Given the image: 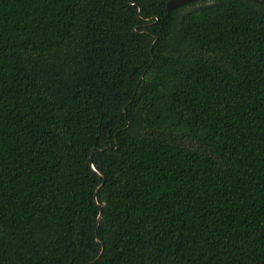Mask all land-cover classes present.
<instances>
[{
	"label": "trees",
	"instance_id": "obj_1",
	"mask_svg": "<svg viewBox=\"0 0 264 264\" xmlns=\"http://www.w3.org/2000/svg\"><path fill=\"white\" fill-rule=\"evenodd\" d=\"M167 2L0 0V264H264V0Z\"/></svg>",
	"mask_w": 264,
	"mask_h": 264
},
{
	"label": "water",
	"instance_id": "obj_2",
	"mask_svg": "<svg viewBox=\"0 0 264 264\" xmlns=\"http://www.w3.org/2000/svg\"><path fill=\"white\" fill-rule=\"evenodd\" d=\"M200 0H168L167 2V10L170 12L178 7H182L184 5L193 3V2H198ZM91 160H92V156H91ZM102 215V208L99 214V218Z\"/></svg>",
	"mask_w": 264,
	"mask_h": 264
},
{
	"label": "rangeland",
	"instance_id": "obj_3",
	"mask_svg": "<svg viewBox=\"0 0 264 264\" xmlns=\"http://www.w3.org/2000/svg\"><path fill=\"white\" fill-rule=\"evenodd\" d=\"M211 1H213V0H211Z\"/></svg>",
	"mask_w": 264,
	"mask_h": 264
}]
</instances>
